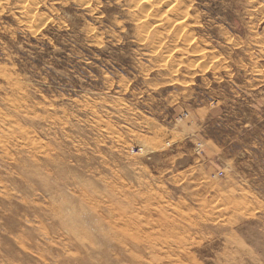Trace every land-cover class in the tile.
<instances>
[{
	"label": "rangeland",
	"instance_id": "obj_1",
	"mask_svg": "<svg viewBox=\"0 0 264 264\" xmlns=\"http://www.w3.org/2000/svg\"><path fill=\"white\" fill-rule=\"evenodd\" d=\"M0 264H264V0H0Z\"/></svg>",
	"mask_w": 264,
	"mask_h": 264
}]
</instances>
